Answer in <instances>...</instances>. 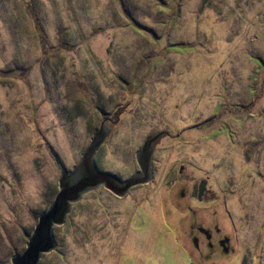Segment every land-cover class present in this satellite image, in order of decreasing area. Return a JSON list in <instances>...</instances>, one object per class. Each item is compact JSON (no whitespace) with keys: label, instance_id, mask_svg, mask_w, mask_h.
<instances>
[{"label":"rangeland","instance_id":"rangeland-1","mask_svg":"<svg viewBox=\"0 0 264 264\" xmlns=\"http://www.w3.org/2000/svg\"><path fill=\"white\" fill-rule=\"evenodd\" d=\"M83 194L38 264H264V0H0V264L25 248L103 120Z\"/></svg>","mask_w":264,"mask_h":264},{"label":"water","instance_id":"water-1","mask_svg":"<svg viewBox=\"0 0 264 264\" xmlns=\"http://www.w3.org/2000/svg\"><path fill=\"white\" fill-rule=\"evenodd\" d=\"M107 120L112 123L109 119L101 122L79 160L70 170H65L57 156L51 152L59 171L57 192L47 209L38 216L27 237L25 248L20 254L10 258V264H38L39 261H43L45 254L57 250L56 227L66 224L72 212L71 205L80 201L84 193L102 186L114 196L121 198L131 188L149 182L152 149L162 137L160 132L145 139L141 148L134 154L138 170L126 180H121L112 173L99 171L94 163L98 149L111 131Z\"/></svg>","mask_w":264,"mask_h":264}]
</instances>
